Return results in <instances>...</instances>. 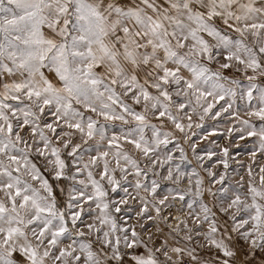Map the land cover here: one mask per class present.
<instances>
[{
    "label": "snow or ice",
    "instance_id": "6c2138e0",
    "mask_svg": "<svg viewBox=\"0 0 264 264\" xmlns=\"http://www.w3.org/2000/svg\"><path fill=\"white\" fill-rule=\"evenodd\" d=\"M0 264H264V0H0Z\"/></svg>",
    "mask_w": 264,
    "mask_h": 264
},
{
    "label": "rangeland",
    "instance_id": "374dc122",
    "mask_svg": "<svg viewBox=\"0 0 264 264\" xmlns=\"http://www.w3.org/2000/svg\"><path fill=\"white\" fill-rule=\"evenodd\" d=\"M242 84H246V81H242ZM230 127V123L226 119H219L218 121H207L203 129H193L197 132V136L193 137V141H199L200 137L211 132L215 129L216 134L214 136H210L208 141H201L198 146V151L203 153L206 149H212L214 151L219 152V147L232 145L231 151L233 155V160L230 161V171L232 169H236L238 167L237 162L247 163L249 158V153L251 150V141H241L238 139L237 134H233L231 138H229L227 129ZM215 141V144H212L211 141ZM239 145V147H235V145ZM219 146V147H217ZM173 145H169V148H172ZM186 147V146H185ZM189 158L191 159V153L189 152ZM178 155V153H177ZM215 159V158H214ZM193 161V165H194ZM189 165V169L193 166ZM219 170L222 171V166H219ZM240 173L244 174V169H240ZM233 178L238 179V176L233 173ZM118 198V197H117ZM123 214V213H122Z\"/></svg>",
    "mask_w": 264,
    "mask_h": 264
}]
</instances>
